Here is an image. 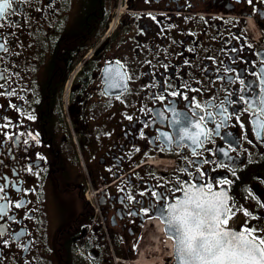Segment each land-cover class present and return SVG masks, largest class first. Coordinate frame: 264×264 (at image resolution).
Segmentation results:
<instances>
[{
  "label": "flooded vegetation",
  "instance_id": "1",
  "mask_svg": "<svg viewBox=\"0 0 264 264\" xmlns=\"http://www.w3.org/2000/svg\"><path fill=\"white\" fill-rule=\"evenodd\" d=\"M13 9L0 28V264H176L151 193L175 203L192 183L226 193L230 229L264 230V0ZM195 103L209 136L194 155L171 108L201 123Z\"/></svg>",
  "mask_w": 264,
  "mask_h": 264
},
{
  "label": "snow or ice",
  "instance_id": "2",
  "mask_svg": "<svg viewBox=\"0 0 264 264\" xmlns=\"http://www.w3.org/2000/svg\"><path fill=\"white\" fill-rule=\"evenodd\" d=\"M17 2L18 0H0V28L7 27L9 22L5 21V17L13 14L15 11L13 5ZM248 3L252 4L253 0H248ZM153 19L155 18L153 17ZM2 35L0 33V36ZM0 51H8L5 43H0ZM116 64L120 65V62L117 61ZM108 71L109 73L115 72L117 77L126 75V73H121L119 68H109ZM2 78L0 76V79ZM3 87L4 85L0 84V88ZM186 87L188 86L186 85ZM170 95L182 96L183 99L189 100L188 96L180 92H172ZM159 99L163 100L164 97L160 96ZM191 99L194 101L195 97ZM195 108L200 111H193L192 115L197 117L201 123H193L186 114L177 112L174 107L171 108L173 116L171 123L174 126H182L177 128L176 142L179 144L190 141L191 146H194V155L195 149L203 144L202 138L207 139L209 136V132L202 127L205 116L201 113L204 108L199 103H195ZM260 112L264 113V100H261ZM211 119L212 114L209 112V122ZM188 125H191L196 131H188ZM220 126L217 124L216 128L219 129ZM241 126L243 127V125ZM260 127H264V125H260ZM173 139L172 136L162 134V143L165 146L171 145ZM223 183L226 184L228 181ZM181 188L183 189V199H177L175 203H167V197L163 193L158 194L153 191L151 195L158 197V201L150 203L149 206L150 209H155L161 222L166 225L169 238L173 239L176 244L177 264H264V230L257 227H242L240 231L230 229L229 221L235 216V212L229 204L225 192H214L211 184L192 183L188 187L180 186L177 190H181ZM4 191V186H0V193H4ZM0 199H7V197L0 196ZM128 199H132V197ZM5 207L7 205H0V217L5 214ZM15 207L20 208L22 205L18 203ZM149 208L141 210L145 215H149ZM244 215L250 216V213L245 211ZM3 234L0 231V236ZM22 235V232L18 233L16 239L19 240Z\"/></svg>",
  "mask_w": 264,
  "mask_h": 264
},
{
  "label": "water",
  "instance_id": "3",
  "mask_svg": "<svg viewBox=\"0 0 264 264\" xmlns=\"http://www.w3.org/2000/svg\"><path fill=\"white\" fill-rule=\"evenodd\" d=\"M183 199V198H182ZM166 230V229H165ZM174 257H175V259H176V264H177V257H176V244H175V246H174Z\"/></svg>",
  "mask_w": 264,
  "mask_h": 264
},
{
  "label": "rangeland",
  "instance_id": "4",
  "mask_svg": "<svg viewBox=\"0 0 264 264\" xmlns=\"http://www.w3.org/2000/svg\"><path fill=\"white\" fill-rule=\"evenodd\" d=\"M253 33L255 34V36H258V34H257L256 30H253Z\"/></svg>",
  "mask_w": 264,
  "mask_h": 264
}]
</instances>
